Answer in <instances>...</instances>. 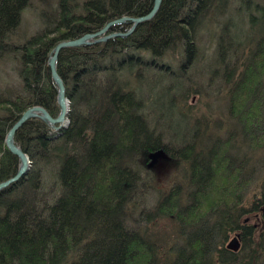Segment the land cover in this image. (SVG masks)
I'll list each match as a JSON object with an SVG mask.
<instances>
[{"label":"trees","instance_id":"1","mask_svg":"<svg viewBox=\"0 0 264 264\" xmlns=\"http://www.w3.org/2000/svg\"><path fill=\"white\" fill-rule=\"evenodd\" d=\"M31 2L0 0V57L16 59L21 81L13 92L0 89V181L19 164L5 144L11 124L34 104L59 112L48 66L54 45L145 14L153 0H55L40 10V28L15 40ZM236 14L252 30L244 39ZM202 29L213 33L216 63L207 72L221 102L216 116L198 114L189 100L203 86L188 81L180 90L188 106L168 108L193 131L178 133L173 145L150 125L121 73L137 79L149 68L182 83ZM56 66L69 121L55 129L32 117L15 132L31 168L0 191V264H264V0H162L128 35L62 48ZM159 149L158 161L176 170L163 187L149 164ZM151 193L154 202L144 204ZM165 221L167 233L157 227Z\"/></svg>","mask_w":264,"mask_h":264},{"label":"rangeland","instance_id":"2","mask_svg":"<svg viewBox=\"0 0 264 264\" xmlns=\"http://www.w3.org/2000/svg\"><path fill=\"white\" fill-rule=\"evenodd\" d=\"M54 2L55 0H32L30 5L26 6L22 10L21 21L16 30L13 32L12 38L15 40H22L26 36L39 29L42 24L39 19L40 10L45 5L53 6ZM233 21L236 24V32L241 39H244V36L248 37L252 33L245 14H241L239 16L238 14H236ZM209 33L210 35H213L211 30ZM209 33L206 29L200 30V33L198 35V54L192 62L183 67L182 70L185 76H181L182 83H179V78L177 75L175 77H168L163 75L159 76V74L152 72L156 70L151 71L149 68L141 69L142 71L140 70V73L137 72V79H134L132 75H130L127 71H122L123 74L121 73V77L123 79L126 80L127 78V80H129L130 82L129 84L136 87V93L139 95V97L142 98L145 104L146 108L143 111L145 115L148 116L150 125L154 127L156 131H161L163 141L172 143L173 145L181 142V140H175V138L179 136L178 133H192L193 131V129L189 131L191 126L190 123L186 125L178 111L171 112V114H169L170 111L168 108L171 101H173L172 103L176 104L178 107H185L184 105L188 106V103H186L181 97L180 91L182 87H185L189 84L188 81H192L197 85L200 84L201 86H203L201 87V96H199V93H195L192 99L189 100V104L194 103L193 108L196 107V111L198 112V114L202 112L208 113L210 109L213 112L214 116H216L218 112V105L221 102V99H216L220 97L215 98L211 95L210 92H212L213 90V84L215 80H208L207 72V70L210 71L216 63V56L214 54L215 42L213 41L214 38H208ZM164 59L168 60L169 57L166 56L164 57ZM177 63L178 62H173L172 66L173 69H176L175 71L177 72V74H179L180 69L177 67ZM148 71H150V73L147 74V76L149 77V84L153 85L157 82V79H159L160 84H156V87L148 86V83H144L142 81L144 79H148L147 76L143 75L145 74L144 72ZM20 84V77L16 69V59L13 58L10 54H4L0 57V89L5 91L6 93H10L13 92L15 88L20 86ZM135 87L133 88L135 89ZM207 90L209 92V95L207 93ZM169 96L172 97V99ZM67 100L70 103V110L71 102L69 98ZM206 103H209L210 106H207ZM150 107L154 108L155 114L151 111L153 109H151ZM68 121L69 120H67L65 125L68 123ZM189 137L190 136H188L187 138ZM158 158L159 157L154 159L153 164H150V166L153 167L152 171L154 172V185L163 187L171 182V179L173 178L176 170L174 168L173 162L171 164L165 160L158 161ZM29 168H31V162ZM151 196L152 193L151 195H149V197H146V201H144V204L148 205L154 202V199ZM168 225L169 222L165 221L164 223L161 222V224H159L157 227L161 230V232L165 231L167 233Z\"/></svg>","mask_w":264,"mask_h":264},{"label":"water","instance_id":"3","mask_svg":"<svg viewBox=\"0 0 264 264\" xmlns=\"http://www.w3.org/2000/svg\"><path fill=\"white\" fill-rule=\"evenodd\" d=\"M161 1L162 0H153L151 8L145 14L138 15V16H127V15L119 16L117 18L107 21L102 27H100L99 29L95 31L85 32L82 35L75 37V38L60 40L54 45L48 57V66H49L50 74L53 80L55 81V83L57 84L56 98L59 104V112L57 115H53L45 106L41 104H34V105L27 107L20 114V116L11 124V126L9 127L5 135V144L11 152H13L14 154L18 156L19 164H18L16 172L13 175L0 181V191L4 189L5 187L9 186L11 183L19 180L22 176H24V174H26V172L28 171L30 167L31 160L29 158V155L23 150L21 146H19L15 142L14 136H15L16 130L26 120L32 117L41 118L42 120H44L46 123H48L51 127L55 129H58L64 126L65 123L67 122L66 115L69 110V107H68L69 102L67 100L68 98L65 92L66 88H65L64 81L62 77L60 76L59 72L57 71V66H56V60H57L59 51L62 48L67 47V46H77L80 44H91L94 42L106 40L114 36L128 35L134 30V28L139 22L143 20H148L154 16V14L157 12V10L160 7ZM126 21L131 22L127 30L125 31L114 30V31L108 32V29L114 24L122 23ZM162 155H164V152L162 149L151 152L150 153L151 159L149 161V164H153L154 159Z\"/></svg>","mask_w":264,"mask_h":264},{"label":"bare ground","instance_id":"4","mask_svg":"<svg viewBox=\"0 0 264 264\" xmlns=\"http://www.w3.org/2000/svg\"><path fill=\"white\" fill-rule=\"evenodd\" d=\"M161 2H162V1H161ZM154 15H155V14H154ZM139 23H140V22H139ZM106 40H107V39H106ZM103 41H105V40H103ZM69 104H70V103H68V107H69ZM68 111H69V110H68ZM66 119H67V115H66ZM67 120H68V119H67Z\"/></svg>","mask_w":264,"mask_h":264}]
</instances>
